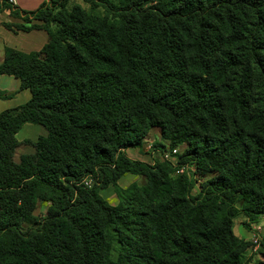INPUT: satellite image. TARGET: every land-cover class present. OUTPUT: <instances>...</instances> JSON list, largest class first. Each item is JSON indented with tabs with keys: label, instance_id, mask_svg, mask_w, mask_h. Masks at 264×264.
I'll list each match as a JSON object with an SVG mask.
<instances>
[{
	"label": "trees",
	"instance_id": "1",
	"mask_svg": "<svg viewBox=\"0 0 264 264\" xmlns=\"http://www.w3.org/2000/svg\"><path fill=\"white\" fill-rule=\"evenodd\" d=\"M70 1L0 3L48 36L0 65L31 95L0 113V264H250L233 223L264 215V0ZM25 124L45 136L19 143ZM152 129L186 145L176 166L128 157ZM186 165L211 176L196 194Z\"/></svg>",
	"mask_w": 264,
	"mask_h": 264
},
{
	"label": "crops",
	"instance_id": "2",
	"mask_svg": "<svg viewBox=\"0 0 264 264\" xmlns=\"http://www.w3.org/2000/svg\"><path fill=\"white\" fill-rule=\"evenodd\" d=\"M14 1L15 2L13 7L17 10L24 12H32L38 9L43 3L48 2L49 0ZM31 24H39V22L32 21L29 24L24 23L21 19L10 17L8 11H0V65L4 60L6 49H11L20 53L29 54L31 52H37L41 50V48L47 43L48 36L43 30L32 29L29 31H22L17 30L15 28V26L18 25H24L25 27H29ZM6 25L10 26V28L6 27ZM19 86V80L14 78L13 76L0 75V113L9 109L19 107L25 104L30 99L31 95L29 90H20ZM21 130H24L25 136L22 139H18L20 132H22ZM45 134L46 132L41 126L25 124L17 132L15 137L19 143L23 141L35 142L38 137L45 136ZM21 147L22 146L17 148L15 156L16 154H19L20 156L22 154H28L33 152L32 150H26L20 153L19 151ZM129 176L136 177V175L131 174H126L121 177L117 182L120 188L126 189L132 184H137V182H135V179H132ZM106 190H108V188ZM100 195L103 197L102 191L100 192ZM104 199L107 200L110 205L117 204V199H115V202L113 201V198Z\"/></svg>",
	"mask_w": 264,
	"mask_h": 264
},
{
	"label": "rangeland",
	"instance_id": "3",
	"mask_svg": "<svg viewBox=\"0 0 264 264\" xmlns=\"http://www.w3.org/2000/svg\"><path fill=\"white\" fill-rule=\"evenodd\" d=\"M75 4L80 5L83 7V9L89 11V6L85 4L82 0H71L69 3V6H73ZM25 130V129H24ZM24 130H21L18 139H22L25 136ZM30 138V136H29ZM20 153L24 152L26 150H32L33 149L29 146L21 145ZM186 148V145H180L176 148L177 154L174 157V159L171 161L172 163H176L178 159V155H180L184 149ZM172 150L169 149L168 143L163 142L160 140L159 132L157 129H152L150 134L145 138V144L142 149H128L127 154L128 157L133 160H138L146 162L148 164H154V163H161L163 161H167L165 159V155L169 154ZM19 158V154H16L15 160L17 161ZM170 160V159H169ZM184 173H186L191 179H193L194 186L192 189V194H196L199 191V184L210 178L211 176H208L206 178H202L195 174V169L193 166L186 165L184 166ZM132 179H135V182H137L138 185H141L143 183V180L140 177H134L129 176ZM126 186V185H125ZM102 195L104 198H113V201L115 202V199L117 197L115 196L112 188H108V190H103ZM102 197V198H103ZM103 198V199H104ZM107 201V200H106ZM108 202V201H107ZM109 203V202H108ZM118 203V199H117ZM46 205L41 203L38 205L36 211L34 212V215L36 218L43 217L45 215ZM245 221V218L240 214L235 218L233 223V233L238 238L247 241L250 246L246 250V252L243 255V259L250 261V264H259L260 262H263V258L261 256V240L264 238V215L261 216L258 223L251 224L248 228L243 226V222ZM256 227H260V230H255ZM29 226H26L28 228ZM258 239V246L253 243V239Z\"/></svg>",
	"mask_w": 264,
	"mask_h": 264
},
{
	"label": "built area",
	"instance_id": "4",
	"mask_svg": "<svg viewBox=\"0 0 264 264\" xmlns=\"http://www.w3.org/2000/svg\"><path fill=\"white\" fill-rule=\"evenodd\" d=\"M1 2H4L6 4H9V5L13 6L15 1L14 0H0V3ZM176 154H177V150L176 149H173L169 154H166L165 155V159L168 162H170L171 164H173L174 166H176V163H172L171 161L174 159V157L176 156ZM176 174L177 175L184 174V166L179 167L178 170L176 171ZM84 184H85V186H89L90 182L86 181V182H84ZM255 230H260V227H256L255 226ZM253 243L256 244V246H258V239L257 238L253 239Z\"/></svg>",
	"mask_w": 264,
	"mask_h": 264
}]
</instances>
